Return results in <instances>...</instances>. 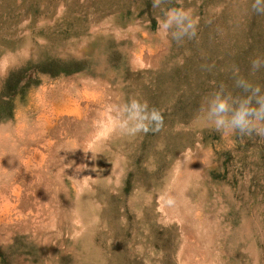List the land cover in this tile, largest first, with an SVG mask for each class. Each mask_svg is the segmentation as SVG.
Wrapping results in <instances>:
<instances>
[{
  "label": "rangeland",
  "instance_id": "rangeland-1",
  "mask_svg": "<svg viewBox=\"0 0 264 264\" xmlns=\"http://www.w3.org/2000/svg\"><path fill=\"white\" fill-rule=\"evenodd\" d=\"M253 0H0V264H264V138L200 108L233 73L264 88ZM136 99L159 131H122Z\"/></svg>",
  "mask_w": 264,
  "mask_h": 264
},
{
  "label": "clouds",
  "instance_id": "clouds-1",
  "mask_svg": "<svg viewBox=\"0 0 264 264\" xmlns=\"http://www.w3.org/2000/svg\"><path fill=\"white\" fill-rule=\"evenodd\" d=\"M167 0H153V8L161 10L158 28L177 44L186 38L193 39L197 34V22L191 10L182 7H163ZM252 12L264 15V0H253ZM264 69V58L251 60L250 74L255 75ZM233 86L237 94L226 91L223 86L205 98L200 112L208 127L215 132L226 146L233 145L237 138H264V88L240 74L233 73ZM120 129L128 134L159 131L163 116L155 108L149 109L146 102L136 99L119 109Z\"/></svg>",
  "mask_w": 264,
  "mask_h": 264
}]
</instances>
